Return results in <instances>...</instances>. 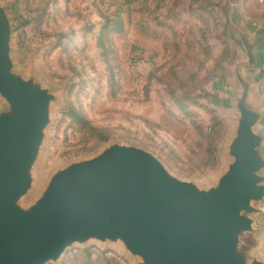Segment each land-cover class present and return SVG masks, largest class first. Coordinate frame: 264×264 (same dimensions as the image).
<instances>
[{
    "label": "water",
    "instance_id": "obj_1",
    "mask_svg": "<svg viewBox=\"0 0 264 264\" xmlns=\"http://www.w3.org/2000/svg\"><path fill=\"white\" fill-rule=\"evenodd\" d=\"M11 7L0 0V264H60L91 245L133 264H264V30L246 27L237 0L224 18L239 54L215 101L232 125L204 180L120 141L44 171L60 89L26 60Z\"/></svg>",
    "mask_w": 264,
    "mask_h": 264
},
{
    "label": "rangeland",
    "instance_id": "obj_2",
    "mask_svg": "<svg viewBox=\"0 0 264 264\" xmlns=\"http://www.w3.org/2000/svg\"><path fill=\"white\" fill-rule=\"evenodd\" d=\"M1 1L21 23L26 60L60 89L44 171L120 141L183 179L219 172L232 117L215 101L239 54L226 34L230 0ZM237 12L251 32L264 30V0H237ZM255 94L264 103V79ZM60 264L133 263L91 245Z\"/></svg>",
    "mask_w": 264,
    "mask_h": 264
},
{
    "label": "trees",
    "instance_id": "obj_3",
    "mask_svg": "<svg viewBox=\"0 0 264 264\" xmlns=\"http://www.w3.org/2000/svg\"><path fill=\"white\" fill-rule=\"evenodd\" d=\"M210 1H212L213 3H216V0H210ZM119 31H120V28H119ZM225 34V33H224ZM222 44H224L223 45V49H225V47H229L230 48V44H229V42L226 40V41H224V42H222ZM210 52H212L211 51V48H210ZM223 53V52H222Z\"/></svg>",
    "mask_w": 264,
    "mask_h": 264
},
{
    "label": "crops",
    "instance_id": "obj_4",
    "mask_svg": "<svg viewBox=\"0 0 264 264\" xmlns=\"http://www.w3.org/2000/svg\"><path fill=\"white\" fill-rule=\"evenodd\" d=\"M227 34V33H226ZM228 41V40H227ZM262 41L264 42V38H262ZM230 44V43H229Z\"/></svg>",
    "mask_w": 264,
    "mask_h": 264
}]
</instances>
